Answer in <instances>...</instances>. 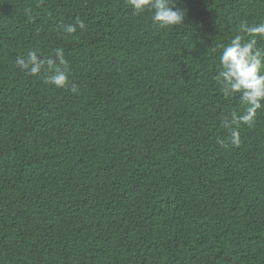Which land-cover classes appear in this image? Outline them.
Segmentation results:
<instances>
[{"label":"trees","instance_id":"obj_1","mask_svg":"<svg viewBox=\"0 0 264 264\" xmlns=\"http://www.w3.org/2000/svg\"><path fill=\"white\" fill-rule=\"evenodd\" d=\"M176 5L162 28L126 0H0V264H264V109L222 147L242 108L214 79L264 0ZM56 48L77 93L15 63Z\"/></svg>","mask_w":264,"mask_h":264},{"label":"clouds","instance_id":"obj_2","mask_svg":"<svg viewBox=\"0 0 264 264\" xmlns=\"http://www.w3.org/2000/svg\"><path fill=\"white\" fill-rule=\"evenodd\" d=\"M135 14L151 13L154 23L162 28L184 24L186 12L177 9L176 0H126ZM86 25L77 18L74 24L63 25L69 35ZM239 33L226 44L219 46L218 70L214 77L221 94L226 98L237 97L242 111L232 110L222 120L228 129L227 139H218L222 147L241 144L239 128L251 126L259 110L264 109V23L249 26L241 22ZM16 65L28 75L40 77L45 83L59 89L78 92V87L69 79L68 61L63 48H56L53 55L43 56L38 50H29L26 57H17Z\"/></svg>","mask_w":264,"mask_h":264}]
</instances>
